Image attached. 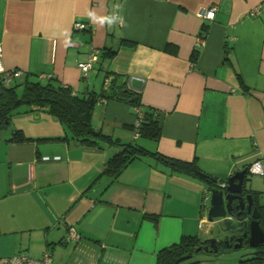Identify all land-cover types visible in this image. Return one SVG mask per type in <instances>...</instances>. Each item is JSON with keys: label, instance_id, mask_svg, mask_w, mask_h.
<instances>
[{"label": "crops", "instance_id": "crops-1", "mask_svg": "<svg viewBox=\"0 0 264 264\" xmlns=\"http://www.w3.org/2000/svg\"><path fill=\"white\" fill-rule=\"evenodd\" d=\"M209 7L216 8L214 19L198 18ZM257 7L259 14L250 15ZM75 22L87 28L73 31ZM0 45L6 70L52 78L80 97L98 96L105 73L115 92L129 89L131 78L143 80L132 91L141 110L160 113L158 141L134 138L136 107L110 98L95 102L91 119L104 136L195 162L218 184L264 163V0H0ZM91 49L116 54L83 79L77 64ZM11 123V134L0 132V264L44 252L50 264H156L158 252L183 236L212 238L205 182L174 175L151 157L133 161L111 182L99 175L117 147L77 145L45 113ZM14 130L32 140L9 142ZM255 177L251 191L261 207L264 175ZM69 228L80 234L77 244L65 241ZM232 251L195 259L244 264Z\"/></svg>", "mask_w": 264, "mask_h": 264}, {"label": "trees", "instance_id": "trees-1", "mask_svg": "<svg viewBox=\"0 0 264 264\" xmlns=\"http://www.w3.org/2000/svg\"><path fill=\"white\" fill-rule=\"evenodd\" d=\"M122 45L134 47L133 43L126 40H122ZM175 50L170 46L166 47V51L175 52ZM115 54L114 50H103L102 53L100 52L98 62L100 60H111ZM197 58L198 54L194 51L190 58L192 63H195ZM108 75V73H105L104 78H109ZM5 79L0 76V130L2 126H8L11 119L16 116L45 113L60 122L68 132L69 140L77 145L101 148V144L104 143L118 148V151L105 162L99 177L105 176L111 182H114L133 161L151 157L169 166L171 173L174 175L201 180L209 188L217 186L211 181L212 177L202 172L195 162L178 161L157 153H149L134 143L123 144L119 140L111 139L93 130L91 119L95 102L101 98H110L136 107L138 137L158 141L161 136L162 121L160 113L150 108L141 110L138 97L130 89L124 88L119 92H115L113 90L114 85H111L114 81L112 82L110 78L109 84L107 86L103 85L104 90L98 96L90 93L81 97L75 95L71 88L63 86L52 78H30L23 75V77L13 79L9 83H6ZM131 129L132 132L136 129L135 124ZM31 140L21 130H14L8 141L22 143ZM225 180H221L219 183H223ZM252 193L254 192L252 191ZM260 210L263 219L261 226L264 229V206H261ZM208 243L209 241H200L197 236H183L178 243L158 252L156 264H200V261L195 259L200 254L218 256L221 253H211L212 255H210L195 252L197 248L206 246ZM241 262L244 264H264V249L260 248L253 254L243 256Z\"/></svg>", "mask_w": 264, "mask_h": 264}, {"label": "water", "instance_id": "water-1", "mask_svg": "<svg viewBox=\"0 0 264 264\" xmlns=\"http://www.w3.org/2000/svg\"><path fill=\"white\" fill-rule=\"evenodd\" d=\"M128 87L133 91H140L143 87V80L138 78H131L129 80ZM6 127L7 126L4 125L1 127V129L5 130ZM248 174V168L245 167L242 170L237 171L229 176L223 182V186L211 187L208 189L209 207L207 211V220L209 222H215L222 233L232 234L240 232L242 230L241 228H237L235 222L233 221V201H238V205L235 207L236 209L241 207L242 198L238 195L242 192V188L247 181L246 177L248 176ZM211 181L216 185L218 184V180L215 178H212ZM259 217L260 214L255 207L253 210L252 221L249 225V247L254 249H264V229L260 225V222L258 220ZM231 242L232 240L228 239L224 242V244L228 247ZM239 248L240 246L233 247L234 250H237ZM195 252L217 254L219 252V246L215 239H211L209 240L208 245L197 248Z\"/></svg>", "mask_w": 264, "mask_h": 264}, {"label": "built area", "instance_id": "built-area-1", "mask_svg": "<svg viewBox=\"0 0 264 264\" xmlns=\"http://www.w3.org/2000/svg\"><path fill=\"white\" fill-rule=\"evenodd\" d=\"M216 8L215 7H209V8H201L197 11L198 18L202 20L212 21L215 17ZM259 14V8H255L250 12V15H258ZM87 26L84 23L81 22H75L73 24V31H81L85 30ZM205 34H201L198 37V42L202 43L204 40ZM2 48L0 45V76H3L6 83H9L13 79H19L23 77V72L20 70H6L4 68L2 58ZM100 57V51L97 49H91L86 56V58L82 61H80L77 64L78 69L82 73L83 79H88L90 76V72L93 69V66L98 62ZM49 77H44V79H47ZM109 84V78H104L103 85L107 86ZM136 129L133 131L134 138H137L139 136V132L137 130L138 122H135ZM58 156L53 157V159H58ZM43 160H49L50 157L45 156L42 157ZM248 171L250 174L255 176H263L264 175V163L261 161H256L253 164H251L248 168ZM223 186V185H222ZM202 202V206H203ZM81 240L80 234L75 231L73 228H69L67 230L65 241L72 244H77ZM104 245H101L102 250L104 249ZM106 257H111L110 255L106 254ZM3 262H7L9 264H50L51 262V255L49 252H44L42 256L38 259L30 258L26 255L18 254L13 257H10L8 259L3 260Z\"/></svg>", "mask_w": 264, "mask_h": 264}, {"label": "flooded vegetation", "instance_id": "flooded-vegetation-1", "mask_svg": "<svg viewBox=\"0 0 264 264\" xmlns=\"http://www.w3.org/2000/svg\"><path fill=\"white\" fill-rule=\"evenodd\" d=\"M224 185L223 183L219 184L218 187H221ZM242 198V204L241 207L236 209L235 207L238 205V201H233V221L235 222L237 228H241L242 230L240 232L236 233H223V240L217 241V244L219 246V251L224 249V242L228 239H231L232 242L231 244L227 247L228 249L234 250V246H240L238 250H244L249 254H253L257 252L260 248H250L249 247V225L252 221V215H253V210L256 207L260 217H259V222L260 225L263 222L262 219V213L260 210V206L254 199L253 193L251 191V188L247 187V184L245 183L242 188V192L238 195ZM251 202V203H249ZM235 251V250H234Z\"/></svg>", "mask_w": 264, "mask_h": 264}, {"label": "rangeland", "instance_id": "rangeland-1", "mask_svg": "<svg viewBox=\"0 0 264 264\" xmlns=\"http://www.w3.org/2000/svg\"><path fill=\"white\" fill-rule=\"evenodd\" d=\"M13 130V123L9 124L5 130H1L0 132L4 135L6 134H11ZM258 182L257 181V177H255L254 175H248L247 176V181H246V184H247V187L248 188H253V184L255 186V183ZM209 202V201H208ZM211 239H215L216 241H220V240H223V233L219 230V227L217 225H215V227L213 228L212 230V238ZM210 239V240H211ZM224 248H227L226 246H224ZM234 252V251H232ZM235 253L236 254H241L243 255L244 257L246 255H249V253H247L246 251L244 250H235ZM200 255H205V254H200ZM206 256V255H205Z\"/></svg>", "mask_w": 264, "mask_h": 264}]
</instances>
